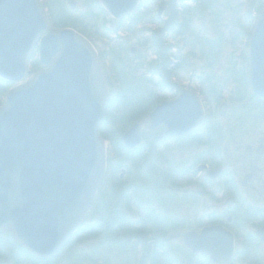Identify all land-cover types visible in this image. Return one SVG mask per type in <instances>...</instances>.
Instances as JSON below:
<instances>
[{
    "label": "water",
    "instance_id": "obj_1",
    "mask_svg": "<svg viewBox=\"0 0 264 264\" xmlns=\"http://www.w3.org/2000/svg\"><path fill=\"white\" fill-rule=\"evenodd\" d=\"M101 2L121 18L133 13L139 0ZM46 28L37 0H0V74L5 79L23 78L28 54ZM249 54L251 87L264 96V11ZM41 60L50 67L13 89L0 107V229L13 233L34 255L49 258L76 233L101 185L106 154L99 126L108 86L93 46L74 30L49 32L41 41ZM194 99L185 93L165 102L151 114V124H167L169 135L200 127L202 113ZM124 140L129 147L139 142L138 125ZM211 235L192 233L187 245L215 258ZM223 236L232 240L231 234ZM227 246L217 249L224 253Z\"/></svg>",
    "mask_w": 264,
    "mask_h": 264
},
{
    "label": "flooded vegetation",
    "instance_id": "obj_2",
    "mask_svg": "<svg viewBox=\"0 0 264 264\" xmlns=\"http://www.w3.org/2000/svg\"><path fill=\"white\" fill-rule=\"evenodd\" d=\"M53 2L56 4V0ZM228 78L229 81L235 82L234 86L237 88L233 93L229 90L226 98H233L234 102L240 101L242 106L239 112H235L229 127H222L219 118L225 117L223 113L226 107L222 105L220 113L215 111V98L217 99L219 92L212 89L211 84L216 85L214 80L209 81L208 89H202L201 81H198L194 91L198 92L196 88L200 84L201 92L198 93L206 108L203 126L194 128L187 134L169 135L167 124H159L156 128L148 125L150 133L147 140L150 142V153L146 150L147 141L143 146L145 139L141 131L142 143L131 151L134 156L142 157L147 154L146 160H149L154 152L156 155L153 164L158 166L156 171L160 173L155 176L151 167L145 171L141 166L143 173L128 174L129 182L125 181L124 173L120 178V200L132 195V209L146 211V214H143L145 219L155 218L159 222V226L155 227L154 221L148 224L144 220V224L150 226L148 235L153 238L149 241L147 236L149 240H142L147 248L146 256L143 257L145 264H174L173 261L178 264H264V238L259 234L264 228V98L251 90L250 67L238 73V77L231 72ZM170 83V80L162 81L165 91L173 96L168 99L178 98L187 89L181 85L171 86ZM203 85L206 87V84ZM190 87L187 90H191ZM7 91L8 83L0 78V97ZM224 102L228 103V100ZM227 108L230 109L231 105L227 104ZM208 109L212 113H207ZM131 175L136 176L134 180L129 179ZM158 176L164 187L155 180ZM188 189H194V192ZM139 192L146 196L141 201L136 199ZM185 199L190 200L199 211H203L200 212V219H203H198L200 222H197L195 217L197 229L184 233L181 244L176 245L186 246V234L201 233L203 229L220 226L223 230L212 232L211 235L216 242L215 258L212 255L204 256L191 252L192 255L179 261L166 253L170 247L168 250V239L163 238L166 237L164 234L169 232L164 223L165 218L172 217L174 226L179 230L188 229L182 215L173 212V207L178 205V201L183 205ZM153 211H162L163 214L161 217L155 216ZM255 222L258 223L257 226ZM134 229L136 232L141 230ZM159 231L163 237L156 241L154 233ZM241 231L246 234L245 238H241ZM227 232L234 233L230 242L223 236L228 234ZM262 235L264 236V230ZM132 237H137V234ZM114 242L115 239L108 240L109 245ZM225 243H228V246L223 253L217 247Z\"/></svg>",
    "mask_w": 264,
    "mask_h": 264
},
{
    "label": "rangeland",
    "instance_id": "obj_3",
    "mask_svg": "<svg viewBox=\"0 0 264 264\" xmlns=\"http://www.w3.org/2000/svg\"><path fill=\"white\" fill-rule=\"evenodd\" d=\"M46 1V0H44ZM49 1V0H47ZM75 3V8L72 7L70 10L72 13L85 15L84 18L81 16L87 23L88 28L97 27L98 29H102V27L106 26L105 29L99 34L101 38L100 41L98 39H94L95 43L98 46V49H104L106 51H113L115 52V56L117 58L113 57L116 64L115 69H119L120 72L123 70L129 71V66L131 69L135 68V62H139V58L136 57V55L130 54V48L133 46H137L139 48H142L141 41L147 37V33L144 32L143 28L148 29V33L151 34L155 30H158V27L156 24H149L146 20L147 25L141 26H135L134 24L132 26L135 27L136 32L133 33L132 31L127 32H115L114 31V22L113 18L107 13L103 14L99 11L100 3L98 0H59V3L62 4L65 3V5L70 6V2ZM58 3V2H57ZM262 3L261 8L258 9V6ZM145 8H142L140 12L138 11V14H141V12L147 14V17H156L158 16V13L160 9H162L161 18L163 23L170 20L169 16V10H176V14L181 18L182 22H184V19H188L187 23V31L184 35H177L175 34H167L166 36L164 33H161L158 35V44L157 47L160 49L163 47L164 52L167 53L168 50H171L170 52L174 53L175 56L172 58L171 56V66L175 72L173 73L172 77L170 78L173 83H181L185 85H195L197 81L200 79L205 78L206 76H209L208 78L204 79L201 83V87H204V84H210L209 79H213L214 83L216 84L215 87H218L221 91V93L218 95L219 100L216 103V108H218V111L220 110V107L222 105H225V110L223 115L225 117H219L220 121L222 122V127H229L231 125V122L233 121L235 112H239L241 110L240 101L234 102L233 98L228 97L227 92L229 90L233 91L237 88V86H234L235 82L229 81L228 77L231 72H236L237 68L242 67L246 62L244 61V56L248 52V43L251 37V34L253 30L255 29L256 23L258 19L261 16V12L264 9V0H150L146 3L144 6ZM184 9L183 13H181V9ZM253 8V10H252ZM136 15V14H135ZM184 15V16H183ZM251 15V16H250ZM102 16V19L100 20L98 17ZM178 17V18H179ZM134 21V20H133ZM130 26V27H132ZM184 26V24H183ZM191 33V34H190ZM121 46L124 48L125 46H128V52L124 55L118 54ZM159 50V49H158ZM38 51H35L32 55H34V58L29 63V69L31 70V63L33 60H35V54H37ZM143 55H147L146 59L144 61L149 62V58L156 59L158 61V57L156 54L152 53V49L150 47H147L143 51ZM236 56V57H235ZM102 57V56H101ZM245 57V59H246ZM235 58V59H234ZM162 59V58H159ZM234 59V60H233ZM243 60V63H242ZM168 61L166 58L162 60V62L155 63L154 67L156 71L165 73L164 75H161V78L167 79L166 73H167V67L168 63L164 62ZM106 63L108 64V68L110 69L111 61L110 57L106 59ZM246 68V67H245ZM244 68V70H245ZM33 73V72H32ZM148 73V72H147ZM31 76V74L29 75ZM157 77L160 76L159 73L156 75ZM189 86H186L188 88ZM193 88V87H190ZM198 88V87H197ZM118 90V87H116V91ZM225 91L226 93H222V91ZM158 96V94L156 93ZM161 96L166 97V93H161ZM2 102L5 99V96L1 98ZM228 103L224 102L227 101ZM227 104L231 105V108H227ZM127 109L122 108L120 110H115V116L122 115L126 112ZM220 113V111H219ZM132 118H135V113H130ZM127 117L122 122H120L121 118L117 119L119 122L116 124H112V122H108L103 125V128L106 130V139H109V144H112L113 142L118 146L120 143L117 140L118 137L122 139V135L128 131L131 127V121L130 118ZM219 121V123H220ZM140 124V131L142 135H144L145 141L148 142V147L146 150L150 153V147H149V140H147L148 134L150 133L148 131V123H147V117H139V120L135 121ZM218 123V125H219ZM112 134L115 136L116 139L111 138ZM110 140L113 142L111 143ZM121 147V144L119 145ZM145 146V143L144 145ZM122 149V147H121ZM164 149V148H163ZM162 149V150H163ZM126 150V149H124ZM161 150V151H162ZM166 151V149H164ZM124 151L121 150V153ZM193 152V151H191ZM118 153V152H117ZM119 154V153H118ZM127 157V159L124 162V166L121 169V172L126 174L125 181L129 182L128 180V174H142L141 166L144 167L145 171L149 170L150 167L152 170L155 171V176L160 175L156 171L158 166H154V156L156 155L154 152L151 153L150 159L146 160L147 154H143L142 157L135 156L134 158H129L128 152L124 153ZM131 154V153H130ZM164 161L162 160V163ZM165 167V164H164ZM146 173V172H145ZM151 175V174H149ZM119 176V175H118ZM136 176L129 177V179H134ZM155 180H157L160 184V186L164 187V183L162 184V181L160 180V176L156 177ZM120 181V178H117V183ZM190 192H194V189H188ZM139 196L136 198L138 201H141L146 196L142 193H138ZM132 195L127 197V201L130 202V198ZM109 204L111 206V211H116V202L109 199ZM115 204V205H113ZM190 200L185 199V203L182 205L181 201H178V205H175L173 208V212H176L178 214H181L182 217L186 220L187 228H182V230H171V228L176 227H169L167 233L164 234L163 237L161 231L154 233V239L160 240L162 237L164 239H168L166 242L168 243L167 249L170 251V255H176L173 256L175 260H181L184 257L189 256L187 253V249H184L182 246L178 247V244H181V240L183 239L184 233H187L188 230L197 229L195 227V224L197 222H200L203 218L200 219V211L198 207H194L192 205ZM124 205L126 208L121 209V213H124L126 218L122 220L123 222L120 223L121 220H118V222L115 224L114 231L116 234L114 236L116 237L115 241L117 244H126L129 242V239H132L133 235L137 234V237H134L135 239H138L140 241L147 239V236L150 238L149 241H152V236H149L148 233L151 231L150 226L145 223L151 224L154 220L145 219L143 217V214H146V211H136L135 209H132V204L130 202V208L128 206V202H124ZM98 206V205H97ZM97 211H100L98 209ZM106 211V210H105ZM102 209L99 213H93L91 215V219L96 214V217L93 219L98 224H102V215H101ZM159 214H163L162 211H156ZM121 213L117 214L116 217L119 218ZM205 213H207L205 211ZM195 215V216H194ZM197 217V222H194V218ZM124 224V225H123ZM255 226H257V222L254 223ZM103 225V224H102ZM102 227V226H100ZM99 227V228H100ZM134 228H139L138 232L134 231ZM201 229V228H200ZM244 235H246L244 233ZM104 230L101 232H98L97 234H93L90 237H82L81 234L72 242V246L69 247V249H66L63 251L57 258L55 264H66L64 262V256L67 257V260L70 259L68 257L69 252H71L70 256H73L72 252H75L77 254H83V250H89L93 246L97 245L98 241H103L105 237ZM244 236H241V238ZM171 238V239H170ZM173 238V239H172ZM133 241V239H132ZM163 244V242L161 243ZM177 244V245H176ZM149 245L150 242H149ZM150 247V246H149ZM0 262L2 264H14L12 255L14 253V259L17 262H20L19 264H27V261L21 256L22 251L20 252L18 246L14 243L8 242L7 238L4 234H0ZM4 249H9L8 254L9 258H7V250L4 251ZM252 249V247H251ZM101 253H107V251H110L107 246H105L104 249H100ZM115 253L112 255V252L109 254L108 257L99 258L96 262L87 261L84 264H124V262L131 263L134 262L135 264H145V260H143V256L145 254L144 249L141 248H134L132 244H127L124 247H117L115 249ZM141 251L143 252L140 255ZM177 252V254H175ZM190 254V253H189ZM146 255V254H145ZM7 258V259H6ZM81 258V257H80ZM6 259V260H5ZM124 259V260H123ZM173 261V260H172ZM174 262V261H173ZM204 263V261H203ZM17 264V263H15Z\"/></svg>",
    "mask_w": 264,
    "mask_h": 264
},
{
    "label": "trees",
    "instance_id": "obj_4",
    "mask_svg": "<svg viewBox=\"0 0 264 264\" xmlns=\"http://www.w3.org/2000/svg\"><path fill=\"white\" fill-rule=\"evenodd\" d=\"M56 18L58 19L59 24L67 25L71 23L68 12L66 10H63L62 15L59 14V17H56ZM185 22L187 23L188 19H186ZM174 24L175 25L172 26L173 29L176 28L177 26H180V24L177 23V21H175ZM144 45H145V42H143V46ZM163 57H165V55ZM123 84L127 87L128 93H130V95L132 94V98L131 96H127L125 100H123L124 104L126 101L127 105L130 104L133 106H138L139 111H143L149 108L153 100L152 98L153 95L147 88H145L144 83H140L137 79L132 78L130 81L126 80L125 82H123ZM140 91H141V95H140ZM126 113L127 112H125V115ZM124 117L127 118L128 116H124ZM124 117H121V118H124ZM42 264H46V263H42Z\"/></svg>",
    "mask_w": 264,
    "mask_h": 264
}]
</instances>
